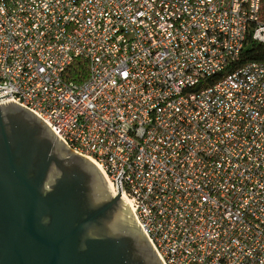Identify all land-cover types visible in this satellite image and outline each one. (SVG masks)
I'll list each match as a JSON object with an SVG mask.
<instances>
[{"label":"built area","instance_id":"2783aa9c","mask_svg":"<svg viewBox=\"0 0 264 264\" xmlns=\"http://www.w3.org/2000/svg\"><path fill=\"white\" fill-rule=\"evenodd\" d=\"M261 14L262 0H0V104L96 164L162 264H264V63L197 89L264 43Z\"/></svg>","mask_w":264,"mask_h":264},{"label":"water","instance_id":"95a60500","mask_svg":"<svg viewBox=\"0 0 264 264\" xmlns=\"http://www.w3.org/2000/svg\"><path fill=\"white\" fill-rule=\"evenodd\" d=\"M65 148L37 115L0 104V264H162L97 165Z\"/></svg>","mask_w":264,"mask_h":264},{"label":"trees","instance_id":"16d2710c","mask_svg":"<svg viewBox=\"0 0 264 264\" xmlns=\"http://www.w3.org/2000/svg\"><path fill=\"white\" fill-rule=\"evenodd\" d=\"M261 15H262V19L264 21V0H262V14ZM254 62L264 63V43L255 42L252 39V37H250L246 42L245 48H244L243 52L241 53V56H240V59L238 62L233 64L231 67H229L225 72L203 81L197 87V89H198V91L206 89V88L214 85L218 81H220L222 78H224L228 74L234 72L235 70H237L243 66H246L250 63H254ZM79 73L80 72L74 73V77L77 80L80 79L78 77V75H80ZM81 74L86 76V70L81 71Z\"/></svg>","mask_w":264,"mask_h":264},{"label":"bare ground","instance_id":"6f19581e","mask_svg":"<svg viewBox=\"0 0 264 264\" xmlns=\"http://www.w3.org/2000/svg\"><path fill=\"white\" fill-rule=\"evenodd\" d=\"M105 180H106V179H105ZM106 182H107V184H108L109 188L111 189L112 193L115 195V193H114V191H113V189H112V186H111V184H109L107 180H106Z\"/></svg>","mask_w":264,"mask_h":264},{"label":"flooded vegetation","instance_id":"af4514ba","mask_svg":"<svg viewBox=\"0 0 264 264\" xmlns=\"http://www.w3.org/2000/svg\"><path fill=\"white\" fill-rule=\"evenodd\" d=\"M66 150H68L67 148H65ZM68 151H70V150H68ZM71 152V151H70ZM72 153V152H71ZM73 154V153H72ZM90 173V172H89ZM91 174V176L93 177V173H90ZM108 193V192H107ZM110 194V193H109ZM111 195V194H110ZM112 196V195H111ZM133 217V216H132ZM135 221V220H134Z\"/></svg>","mask_w":264,"mask_h":264},{"label":"rangeland","instance_id":"374dc122","mask_svg":"<svg viewBox=\"0 0 264 264\" xmlns=\"http://www.w3.org/2000/svg\"><path fill=\"white\" fill-rule=\"evenodd\" d=\"M105 178V177H104ZM111 190V189H110ZM113 194V193H112ZM113 196H115L114 194H113Z\"/></svg>","mask_w":264,"mask_h":264}]
</instances>
